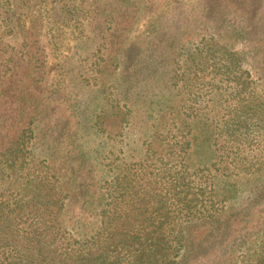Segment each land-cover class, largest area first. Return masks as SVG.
Returning <instances> with one entry per match:
<instances>
[{
    "label": "trees",
    "instance_id": "trees-1",
    "mask_svg": "<svg viewBox=\"0 0 264 264\" xmlns=\"http://www.w3.org/2000/svg\"><path fill=\"white\" fill-rule=\"evenodd\" d=\"M0 264H264V0H0Z\"/></svg>",
    "mask_w": 264,
    "mask_h": 264
},
{
    "label": "rangeland",
    "instance_id": "rangeland-1",
    "mask_svg": "<svg viewBox=\"0 0 264 264\" xmlns=\"http://www.w3.org/2000/svg\"><path fill=\"white\" fill-rule=\"evenodd\" d=\"M165 0H153L154 3L157 5L161 4ZM183 4V8L185 10H194V7L196 5L197 0H180ZM52 6H49V8ZM167 12H175L174 10L169 7L167 9ZM56 12H43L40 15L44 17V19L47 21L43 25V28L46 26L54 32L56 28H58V24L53 22V18L56 16ZM64 29V32L69 33V28L66 26H62ZM143 26L139 25L138 28H136V33H142L143 32ZM49 32V31H48ZM46 52L49 54V60L50 65L52 67V70L55 74L59 73L64 78L63 80V94H67L71 97V100L76 101L77 104L81 108H86L87 104L92 105L94 107H97L98 110L101 111V104L106 102V95L109 94V89H106V86L100 85L96 86L94 85L95 82L92 80L88 83V85L85 84V82L82 81V79H79L78 76L74 74V71L70 70L71 64L75 63L74 55H77L78 48L75 47V40L73 39H65L64 41L59 42L56 46L53 45H47L46 46ZM81 81V82H80ZM105 91H104V89ZM62 97V96H61ZM74 97V99H73ZM56 110H59L57 108ZM62 113V114H61ZM59 112V114L66 116L65 112ZM109 114H111L109 112ZM111 116H113L111 114ZM114 117V116H113ZM56 134L55 132H52L51 135ZM50 135V134H48ZM56 137V136H55ZM54 137V138H55ZM53 138V139H54ZM82 148L88 149L87 146H90V144L86 141V138L81 140ZM57 152V151H56Z\"/></svg>",
    "mask_w": 264,
    "mask_h": 264
}]
</instances>
